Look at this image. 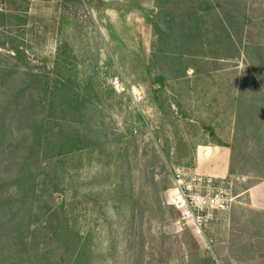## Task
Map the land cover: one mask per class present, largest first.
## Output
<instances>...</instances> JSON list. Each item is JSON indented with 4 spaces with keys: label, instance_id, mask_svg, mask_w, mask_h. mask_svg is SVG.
Returning a JSON list of instances; mask_svg holds the SVG:
<instances>
[{
    "label": "rangeland",
    "instance_id": "rangeland-1",
    "mask_svg": "<svg viewBox=\"0 0 264 264\" xmlns=\"http://www.w3.org/2000/svg\"><path fill=\"white\" fill-rule=\"evenodd\" d=\"M26 3L25 25L0 28L22 52L0 48V264H70L56 210L86 264H264V210L245 193L264 181V0ZM42 121L84 148L26 165ZM218 143L230 175H195L197 148ZM207 191L225 209L188 216L183 195Z\"/></svg>",
    "mask_w": 264,
    "mask_h": 264
},
{
    "label": "trees",
    "instance_id": "trees-1",
    "mask_svg": "<svg viewBox=\"0 0 264 264\" xmlns=\"http://www.w3.org/2000/svg\"><path fill=\"white\" fill-rule=\"evenodd\" d=\"M2 4V10L0 11V28H4L9 26V24L12 23V21L17 22V24L25 25L26 24V14H27V8H25L24 5H26V0H0ZM18 26V27H19ZM184 31V30H182ZM7 37L4 39V41H0V48H4L9 44L8 49L11 53L14 54V58H19V55L22 53L20 50V47L18 44H16L15 39H10V37ZM9 40V41H7ZM17 68V66H15ZM11 71L7 69L4 71L5 76H11ZM7 72L9 74H7ZM31 75V74H30ZM36 75L32 74L30 76L31 80H33V84L31 88H35ZM48 89V88H47ZM23 93H25V90H21L18 94V97L21 99L23 96ZM52 94L51 98L53 97L52 91H46V95ZM50 98V99H51ZM53 100V99H52ZM56 98H54L53 101H51V104L54 103ZM64 103V102H62ZM60 113L66 114V110L62 109L60 110ZM41 122V125L34 124L32 126L30 135L31 139L30 141L24 140L23 144H27V155L25 163L28 164L29 160H33V158H36L38 155H42L43 152H47L50 147L52 152L57 151L56 156H65L70 153H74L75 151H80L84 148V145H82L84 142L81 139V137L78 136H72L71 138L69 135L66 134V131H63L62 128H59V132L54 137L55 140H50V137L48 135H51V130L48 131L47 127H45V124ZM64 128V127H63ZM64 134V135H63ZM63 135V136H62ZM82 145V147H80ZM219 146H226L222 143H218ZM53 157V158H54ZM59 213L53 212L50 217L47 219L49 222L57 220V226L61 227V230H57L56 228H52V240L55 241L59 245V250H63L62 252L65 254V256L68 258V262L70 264H86L88 261L87 254L89 252L88 248L86 247V244L82 242V238L79 237L78 234H75L71 232V230L68 227H63L62 222L60 219H58ZM56 218V219H55ZM26 237H24L22 234H17L14 236L13 240L15 249H18L19 258L25 259L29 255V246L28 243H26Z\"/></svg>",
    "mask_w": 264,
    "mask_h": 264
},
{
    "label": "crops",
    "instance_id": "crops-1",
    "mask_svg": "<svg viewBox=\"0 0 264 264\" xmlns=\"http://www.w3.org/2000/svg\"><path fill=\"white\" fill-rule=\"evenodd\" d=\"M227 146H199L195 153L193 172L197 176L225 180L230 175L231 152ZM252 208L264 210V181L245 192Z\"/></svg>",
    "mask_w": 264,
    "mask_h": 264
},
{
    "label": "built area",
    "instance_id": "built-area-1",
    "mask_svg": "<svg viewBox=\"0 0 264 264\" xmlns=\"http://www.w3.org/2000/svg\"><path fill=\"white\" fill-rule=\"evenodd\" d=\"M183 174H177L176 178L178 182L181 181ZM210 190V186L207 187ZM206 195L195 194V195H183V207H187V215L189 216V211L194 213L195 210L199 211L203 208L208 210H224L225 204H227V198L222 194H212L210 191H207ZM189 196V197H187ZM189 198V199H187Z\"/></svg>",
    "mask_w": 264,
    "mask_h": 264
}]
</instances>
